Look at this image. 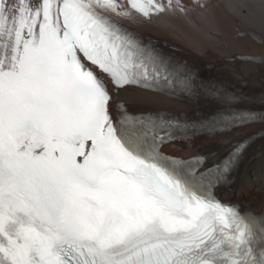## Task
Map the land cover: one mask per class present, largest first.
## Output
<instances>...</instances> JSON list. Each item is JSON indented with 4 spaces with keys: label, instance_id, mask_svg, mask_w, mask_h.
Here are the masks:
<instances>
[{
    "label": "snow or ice",
    "instance_id": "snow-or-ice-1",
    "mask_svg": "<svg viewBox=\"0 0 264 264\" xmlns=\"http://www.w3.org/2000/svg\"><path fill=\"white\" fill-rule=\"evenodd\" d=\"M224 2L233 39L258 48L233 59L264 65V0ZM211 7L0 0V264H264V211L220 196L264 108L121 23ZM161 96L192 113L154 109ZM196 139L206 151L163 150Z\"/></svg>",
    "mask_w": 264,
    "mask_h": 264
},
{
    "label": "bare ground",
    "instance_id": "bare-ground-1",
    "mask_svg": "<svg viewBox=\"0 0 264 264\" xmlns=\"http://www.w3.org/2000/svg\"><path fill=\"white\" fill-rule=\"evenodd\" d=\"M184 4L189 9L193 7L192 1H185ZM197 12L189 11L188 20L173 16L167 26L146 27L143 28L146 31L144 33H150L169 53L201 71L204 82L211 81L240 97L242 107L257 110L264 108V65L233 59L241 53L258 51V48L242 46L233 39L232 22L224 0H212L208 12ZM256 28L259 33V27ZM152 107L174 114L190 115L194 105L188 101L159 97V102ZM204 107L206 105L200 104L201 109ZM259 132V126L255 124L238 130L241 136L257 133L256 141L233 173L232 183L220 192L225 200L257 214L264 211V139H261ZM182 147V144H174L165 150L187 156L192 152L206 151L208 142L196 139L191 149L181 151Z\"/></svg>",
    "mask_w": 264,
    "mask_h": 264
}]
</instances>
